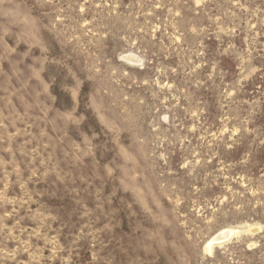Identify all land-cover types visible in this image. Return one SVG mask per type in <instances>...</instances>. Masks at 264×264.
<instances>
[{
  "label": "rangeland",
  "instance_id": "obj_1",
  "mask_svg": "<svg viewBox=\"0 0 264 264\" xmlns=\"http://www.w3.org/2000/svg\"><path fill=\"white\" fill-rule=\"evenodd\" d=\"M0 264H264V0H0Z\"/></svg>",
  "mask_w": 264,
  "mask_h": 264
},
{
  "label": "bare ground",
  "instance_id": "obj_2",
  "mask_svg": "<svg viewBox=\"0 0 264 264\" xmlns=\"http://www.w3.org/2000/svg\"><path fill=\"white\" fill-rule=\"evenodd\" d=\"M231 233H232L231 230L223 231V232H221L220 234H218V235L214 238V240H217V239L222 238V237H226L227 234H231ZM210 245H211V244H210ZM210 245H208V246L206 247L208 250L210 249Z\"/></svg>",
  "mask_w": 264,
  "mask_h": 264
}]
</instances>
